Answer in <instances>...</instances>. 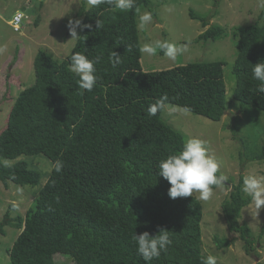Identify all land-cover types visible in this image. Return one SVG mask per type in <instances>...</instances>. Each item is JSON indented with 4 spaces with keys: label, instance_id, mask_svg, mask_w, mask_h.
<instances>
[{
    "label": "trees",
    "instance_id": "obj_1",
    "mask_svg": "<svg viewBox=\"0 0 264 264\" xmlns=\"http://www.w3.org/2000/svg\"><path fill=\"white\" fill-rule=\"evenodd\" d=\"M140 8H149V0H135L126 11L114 3L84 6L83 24L92 27L82 29L66 59L57 61L46 49L39 50L35 81L18 94L9 112L0 152L8 160L43 154L54 165L27 214L12 216L13 204L0 221L1 235L7 234V227L21 230L7 250L12 264H55L58 253L71 256L75 264H146L133 237L156 235L160 229L169 231L172 245L150 264H201L207 257L201 201L194 195L170 198V184L157 175L159 162L178 154L187 137L163 120V110L149 117L147 109L167 97L165 105L222 120L231 106L224 63L192 62L144 71ZM35 19L40 25L42 17ZM202 25L209 26L205 20ZM222 33L220 27L210 26L200 39L215 41ZM238 33L234 99L240 112L248 106L264 112V93L256 91L259 82L252 74L253 65L264 61V24L241 26ZM113 52L121 59L116 67L110 60ZM74 53L101 57L95 66L99 81L91 92L79 88L71 70ZM253 158L264 160V146ZM57 162L62 163L60 170ZM0 175L6 183L9 178L20 184L30 179L29 165L18 160L7 169L0 166ZM243 180L232 185L222 210L228 228L239 234L250 254L255 249L253 230L241 218L252 200L242 191Z\"/></svg>",
    "mask_w": 264,
    "mask_h": 264
},
{
    "label": "rangeland",
    "instance_id": "obj_2",
    "mask_svg": "<svg viewBox=\"0 0 264 264\" xmlns=\"http://www.w3.org/2000/svg\"><path fill=\"white\" fill-rule=\"evenodd\" d=\"M84 6H91L88 0H0V48L4 49L0 52V141L18 94L35 81L34 62L39 50L46 49L57 61L66 59L82 33L77 28L78 37L72 38L68 22L80 20L83 24L80 9ZM18 11L28 15L20 32L10 23ZM145 13L151 14L150 21L141 20ZM192 13L198 18L194 19ZM39 15L42 20L37 26L35 18ZM202 20L209 26L203 27ZM137 24L144 71L167 70L192 62L224 63L227 100L231 106L222 120L214 121L171 104L165 105L162 117L187 139L205 141L209 154L221 165L219 173L227 177L222 186L213 188V196L208 201L201 200L199 193L193 194L203 207L204 253L215 256L217 264L264 262V207L257 211L252 202L243 210L241 222L252 228L255 239V249L250 254L239 234L228 228L222 210V202L240 177H264V160L253 158L264 146V112L253 106L240 112V103L234 99L236 76L233 73L238 55V28L264 24V0H149V8L138 10ZM210 26L220 27L222 35L215 41H202L200 35ZM166 44L178 50L175 58L165 55ZM146 48L153 51L148 52ZM18 160L28 163L30 179L16 184L8 178L6 183L0 175V221L13 204L12 216H25L53 170L52 160L43 154L8 160L0 152L2 168L7 169ZM6 230V235L0 234V264H12L7 250L21 232L13 227ZM226 241L228 245H221ZM55 264H75V261L67 254L58 253Z\"/></svg>",
    "mask_w": 264,
    "mask_h": 264
},
{
    "label": "clouds",
    "instance_id": "obj_3",
    "mask_svg": "<svg viewBox=\"0 0 264 264\" xmlns=\"http://www.w3.org/2000/svg\"><path fill=\"white\" fill-rule=\"evenodd\" d=\"M104 3L115 4V7L121 11L133 8L135 0H88V4L95 7ZM151 14L145 13L141 20L150 21ZM90 24H82L80 20H69L68 28L72 38L78 37L77 28H91ZM102 28L99 20L96 22V29ZM148 52L153 51L150 48L145 49ZM4 51L0 48V52ZM177 49L172 45L165 46V55L169 58H175ZM113 67L121 63L120 55L116 52L110 57ZM101 63V57L96 56L89 59L85 54L74 53L71 56L70 67L72 72L79 78V88L91 92L99 81L97 75V64ZM252 74L255 80L259 82L256 91L264 93V61L253 65ZM167 97H163L154 105L147 109L149 117L156 116L158 111L165 109ZM57 170L62 167L61 162H57ZM220 163L215 157L209 154L205 141L198 138H189L183 143L182 150L178 154L167 156L159 162V176L163 177L170 184L168 195L170 198L193 197L194 193H199V198L208 201L213 196V186H222L227 177L222 173L217 175L220 170ZM242 191L251 198L257 211L264 207V177L254 175L247 176L243 180ZM134 240L137 245V253L146 264L154 259H159L162 253H166L172 245L169 231L160 229L158 234L151 235L143 232L139 235L135 233ZM201 264H217L215 256L209 255L201 258Z\"/></svg>",
    "mask_w": 264,
    "mask_h": 264
},
{
    "label": "built area",
    "instance_id": "obj_4",
    "mask_svg": "<svg viewBox=\"0 0 264 264\" xmlns=\"http://www.w3.org/2000/svg\"><path fill=\"white\" fill-rule=\"evenodd\" d=\"M24 19H28V15H25L23 12L18 11L14 15L10 23L15 31L20 32L21 28L23 27L22 23Z\"/></svg>",
    "mask_w": 264,
    "mask_h": 264
}]
</instances>
